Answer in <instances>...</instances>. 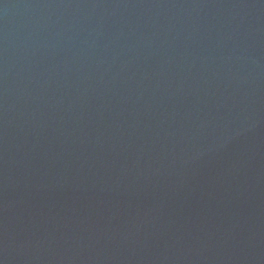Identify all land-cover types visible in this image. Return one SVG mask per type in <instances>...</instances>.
I'll return each instance as SVG.
<instances>
[{"label": "water", "instance_id": "95a60500", "mask_svg": "<svg viewBox=\"0 0 264 264\" xmlns=\"http://www.w3.org/2000/svg\"><path fill=\"white\" fill-rule=\"evenodd\" d=\"M0 264H264V0H0Z\"/></svg>", "mask_w": 264, "mask_h": 264}]
</instances>
